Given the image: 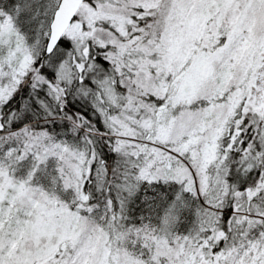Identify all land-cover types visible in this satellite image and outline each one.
<instances>
[{
	"label": "snow or ice",
	"instance_id": "obj_1",
	"mask_svg": "<svg viewBox=\"0 0 264 264\" xmlns=\"http://www.w3.org/2000/svg\"><path fill=\"white\" fill-rule=\"evenodd\" d=\"M0 264H264V0H0Z\"/></svg>",
	"mask_w": 264,
	"mask_h": 264
}]
</instances>
